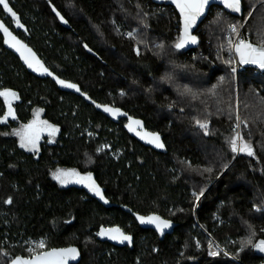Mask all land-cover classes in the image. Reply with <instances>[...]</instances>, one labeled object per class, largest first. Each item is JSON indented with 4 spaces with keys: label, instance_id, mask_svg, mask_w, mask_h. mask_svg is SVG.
<instances>
[{
    "label": "trees",
    "instance_id": "trees-1",
    "mask_svg": "<svg viewBox=\"0 0 264 264\" xmlns=\"http://www.w3.org/2000/svg\"><path fill=\"white\" fill-rule=\"evenodd\" d=\"M8 4L16 15L0 5V19L24 24L13 30L81 93L27 71L0 33V92L19 99L14 118L0 120V264L69 245L78 250L71 264L262 262L253 245L264 238V73L241 66L233 45L241 37L264 43V0H243L241 16L211 6L196 45L180 49L178 12L152 0ZM105 108L140 118L165 147L138 141L127 119ZM36 111L58 130L39 160L14 133ZM5 113L0 95V119ZM233 140L253 155L233 151ZM58 166L91 174L103 198L57 183L50 174ZM151 213L173 228L143 226L139 218ZM101 225L121 226L133 247L97 239ZM211 238L225 252L211 255Z\"/></svg>",
    "mask_w": 264,
    "mask_h": 264
},
{
    "label": "water",
    "instance_id": "water-1",
    "mask_svg": "<svg viewBox=\"0 0 264 264\" xmlns=\"http://www.w3.org/2000/svg\"><path fill=\"white\" fill-rule=\"evenodd\" d=\"M155 3L158 4H165V5H171L173 6L176 11L178 12L179 16H180V40L182 38L185 37V33H184V14L181 12L180 7L178 6V0H152ZM213 5H218V6H222L224 8L225 11H227L228 13L235 15V16H241L243 14V0H241V5L240 8L241 10L239 12L233 11L232 9L228 8L224 2V0H209V3L205 6L203 13L201 15H199L196 18L195 23L192 25V27L189 30V34L191 36H195L196 37V43H197V36L195 35V30L199 27V25L202 23V21L206 18V16L209 13V10L211 8V6ZM55 13L57 14V16L59 17L60 22L66 26V27H70L68 22L66 21L65 18H63L60 14H58L56 11ZM63 18V19H61ZM0 24L3 25V27H0V33L2 35L3 38V42L5 47L11 51L14 55H16L19 60L21 61V63L23 64V66L27 69V71L31 72L32 74H34L37 77H41V78H50L52 81H54V83L63 91H67V92H73V93H81L80 91V86L68 79L62 78L59 75H57L55 72H53L44 62V60L39 56V54L35 51V49L29 45L23 38H21L15 31L18 30H22V31H26V26L22 23H17V25H15V31L9 27L2 19H0ZM7 28V32H5L3 29ZM247 42L252 43L253 45H257L259 46V44L253 43L250 40L246 39V38H242ZM179 40V42H180ZM239 40H237L234 45H233V51L236 54V57L238 59V62L240 63L241 66L243 67H253L256 68L258 70H260L261 72L264 73V68H260L257 64H252V63H243L241 61V56L240 53L236 51V45L238 44ZM196 43H191L190 41L188 43L185 44V46L183 48H191L194 47L196 45ZM30 50V51H29ZM29 64H31L32 66L30 67ZM45 69H47V71H45ZM60 81H63L64 83L61 84ZM75 85V87H68L67 85ZM108 108H105V110ZM109 111L113 116H115L116 118H120V117H125L127 119L126 121V129L128 130V132L134 137L136 138L138 141L142 142L143 144H145L146 146H149L153 149H163L165 147V142L163 140L162 135L159 132L156 131H152L150 129H148L144 122L138 118V117H134L129 115L128 113L124 112V111H116V110H106ZM136 121H139L140 123L137 124L135 123ZM159 136V143L163 145V147H157L156 143L151 142L153 140L154 136ZM101 192V189H99ZM102 193V192H101ZM103 204L105 206H110L111 202L105 198L103 201ZM150 216H157L160 217L161 220H165L168 221L170 224V227L164 228L163 231H161L160 228H157L156 224L153 223H142L140 218L139 221L140 223L145 226V227H149V228H153L156 230H159L160 232H162L163 234L167 233L169 230H171L173 228V224H171L170 220L159 216L155 213H151L148 214L146 216H142V217H150ZM118 228L120 230V232H122L125 235H128L131 237V241H124L121 242L119 239H112L111 235L115 234V233H109V234H105V235H100L101 232H107V230L109 229H116ZM97 239H99L100 241H107L110 244L114 245V246H118V247H123V246H128L130 248L133 247V243H134V237L128 233L125 232L124 229L119 226V225H112V226H103L101 225L98 229L97 232ZM261 240H264V238H259L256 240V242L254 243V245L258 244ZM253 245V250L255 252V254H257L258 256L262 257V262H260L259 264H264V251H260L258 248L254 247ZM68 248H75L77 249L75 246L73 245H69V246H63V247H52L46 250H43L41 252L35 253L32 256H23V255H17L15 256L8 264H14V262L18 259V258H22L23 260H27V261H31L32 264H57V261L59 259L58 255H53L51 257H46L45 253H50L53 252V250H55V252L58 254L60 252V250L62 249H68ZM78 252V250H77ZM67 264H71V260L70 258H68V262Z\"/></svg>",
    "mask_w": 264,
    "mask_h": 264
},
{
    "label": "snow or ice",
    "instance_id": "snow-or-ice-1",
    "mask_svg": "<svg viewBox=\"0 0 264 264\" xmlns=\"http://www.w3.org/2000/svg\"><path fill=\"white\" fill-rule=\"evenodd\" d=\"M226 6L233 11L239 12L241 10L240 5H241V0H224ZM209 3V0H178V6L180 7L181 12L184 14V33L185 37L178 42L175 47L177 49L183 48L186 43L189 41L191 43H196V37L191 36L189 34V30L192 27V25L195 23L196 18L203 13V10L205 6ZM0 5H2L5 9H7L13 16L16 15L15 12L12 11V9L9 7L8 0H0ZM63 19V18H61ZM0 27H3L2 24H0ZM5 32H7V28L3 29ZM232 31L234 33H239L237 32V27L235 25L232 26ZM30 51V50H29ZM236 51L240 53L241 56V61L243 63H252V64H257L260 68H264V43H261V45H253L250 42L245 41L244 39H240L238 44L236 45ZM31 67L32 65L29 64ZM47 71V69H45ZM61 84H63V81H60ZM68 87H75V85H67ZM13 96L15 93H11ZM0 95H8V93H0ZM108 110V109H106ZM119 111V110H116ZM135 123L139 124V121H136ZM198 124L205 130L207 129V124L206 123H200V121H197ZM239 123L237 124V127H239ZM237 139H242V137L237 135ZM159 136H154L153 140L151 142L156 143L157 147H163L162 144L159 142ZM34 143V142H33ZM232 150L237 151V143L236 140H233L232 142ZM21 146H24L22 143ZM240 151H246L248 155H253V151L251 147L245 143L243 146L239 149ZM70 176H79V173L73 171H68V172H61L57 174L56 179L60 180V182L66 183V177ZM85 180L92 181L91 175H87L85 177H80V180L77 182H83ZM92 187V190L96 192L97 195H100L102 197V193L100 192L99 188L94 185V182L90 185ZM203 192H201L197 196V200L199 199V196H202ZM11 202V201H9ZM140 220L142 223H153L156 224L157 228H160L161 231H163L164 228L170 227V224L168 221L161 220L160 217L157 216H150V217H140ZM109 233H115L111 235L112 239H119L121 242L124 241H131V237L128 235L123 234L120 232L118 228L116 229H109L107 232H101L100 235H105ZM249 244L252 243L251 239L248 240ZM41 247H43V242H41ZM254 247L258 248L260 251H264V240H261L258 244L254 245ZM53 255H58L59 259L57 261V264H67L68 258H75L76 255H78L77 249L75 248H68V249H62L60 252L57 254L55 250L50 253H45L46 257H51ZM14 264H32L31 261L23 260L22 258H18Z\"/></svg>",
    "mask_w": 264,
    "mask_h": 264
},
{
    "label": "rangeland",
    "instance_id": "rangeland-1",
    "mask_svg": "<svg viewBox=\"0 0 264 264\" xmlns=\"http://www.w3.org/2000/svg\"><path fill=\"white\" fill-rule=\"evenodd\" d=\"M242 39V37L240 38ZM239 39V40H240ZM0 93H8V94H11L13 92L9 91H2ZM5 99L8 98V95H2ZM16 94L13 96L11 94V97L12 98H16ZM10 113V114H9ZM8 114L11 115V112L8 111ZM56 132H57V129H56ZM14 133L17 135L18 139H19V143L22 145V143L24 144L23 147L27 148V149H30V150H33L36 148L39 140L41 139V137L46 134L48 136H54V128H50L46 125H44V123L42 122V120L40 119V117H36L33 121V123L29 124L28 126L26 127H21V128H17ZM34 142V143H33ZM240 149V145L238 144V148L237 150ZM69 171H73V170H69ZM75 172L79 173V176H70V177H66L64 179H66V183H61L60 180H58L57 182L62 185V186H66L68 184H81V185H84V186H87L91 191L92 190V187H90V185L94 182V179L92 177V181H88V180H85L83 182H77L78 180H80V177H85L87 175H89L88 173H81V172H78L76 170H74ZM61 172H68V171H63V170H59L57 172V174L61 173ZM57 174L54 175V177L56 178ZM94 185H95V182H94ZM209 188V187H208ZM207 188V189H208ZM214 239V238H213ZM211 240V239H210ZM215 240V239H214ZM216 241V240H215ZM210 242V241H209ZM217 242V241H216ZM218 243V242H217ZM209 244V243H208ZM207 249H208V245H207ZM218 250H221V251H224L225 250L223 249V247L218 243L217 246H216V251L214 253H210L209 252V249H208V252L211 254V255H214Z\"/></svg>",
    "mask_w": 264,
    "mask_h": 264
},
{
    "label": "flooded vegetation",
    "instance_id": "flooded-vegetation-1",
    "mask_svg": "<svg viewBox=\"0 0 264 264\" xmlns=\"http://www.w3.org/2000/svg\"><path fill=\"white\" fill-rule=\"evenodd\" d=\"M15 25H17V24H15ZM15 27V26H14ZM14 30H15V28H13ZM19 31V30H18ZM19 59V58H18ZM7 92H9V91H7ZM12 92V91H11ZM13 93H15V92H13ZM16 95H17V93H15ZM3 100H4V102H5V105H6V113H5V115L0 119L1 120V122H8V120L9 119H13L14 118V114H15V102H17L19 99H18V95L16 96V98H12L11 97V94H8V98L7 99H5L4 97H3ZM8 111H10L11 112V115H9L8 114ZM36 117H40V113H39V111H36L35 112V114H34V117H33V119L31 120V121H29L28 123H26L25 125H21L20 127H18V128H21V127H26V126H28L29 124H31V123H33V121H34V119L36 118ZM41 119V118H40ZM42 120V119H41ZM42 122L44 123V125H46V126H48V127H50V128H54V136H48V135H46V134H44L42 137H41V139L39 140V142H38V144H37V146H36V148L35 149H33V150H30V149H27V148H25V147H23V149H25V152H26V156H31L32 158H34L35 160H39L42 156H43V150L44 149H46V150H48L49 148L50 149H52L53 147H55L54 145L53 146H41V144L44 142L45 144H54L55 143V136L57 135V132H58V130H57V132H56V127L55 126H53V125H51V124H48L47 122H45V121H43L42 120ZM17 129V128H16ZM15 129V130H16ZM14 130V131H15ZM53 158H54V155H51ZM54 160L56 161V158H54ZM59 170H63V171H69V170H73V169H71V168H65V167H62V166H58V167H56V168H54L52 171H51V177L53 178V180H55L56 182L58 181L55 177H54V175L55 174H57V172L59 171ZM58 183V182H57ZM68 185H80V186H83V187H86L87 189H89L87 186H84V185H81V184H68ZM95 186L97 187V185L95 184ZM90 190V189H89ZM94 192V191H93ZM94 193H96V192H94ZM98 196V195H97ZM70 258V260H71V262L72 261H74V260H76L77 259V255L75 256V258H71V257H69Z\"/></svg>",
    "mask_w": 264,
    "mask_h": 264
},
{
    "label": "built area",
    "instance_id": "built-area-1",
    "mask_svg": "<svg viewBox=\"0 0 264 264\" xmlns=\"http://www.w3.org/2000/svg\"><path fill=\"white\" fill-rule=\"evenodd\" d=\"M240 39V38H239ZM238 39V40H239ZM217 242L213 239V238H211V240H210V242H209V244H208V249H209V252L210 253H214L215 251H216V246H217Z\"/></svg>",
    "mask_w": 264,
    "mask_h": 264
}]
</instances>
